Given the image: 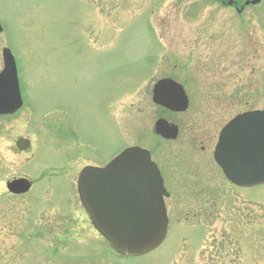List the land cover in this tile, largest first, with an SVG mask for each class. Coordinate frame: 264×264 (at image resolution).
<instances>
[{
    "label": "rangeland",
    "instance_id": "374dc122",
    "mask_svg": "<svg viewBox=\"0 0 264 264\" xmlns=\"http://www.w3.org/2000/svg\"><path fill=\"white\" fill-rule=\"evenodd\" d=\"M245 1L0 0V69L6 46L23 97L0 117V264H264V184L235 187L210 156L220 126L264 108V0ZM162 77L184 85L185 112L152 102ZM158 117L180 125L176 140L154 133ZM131 145L167 174L169 221L158 247L126 258L93 227L77 178ZM20 176L31 188L10 194Z\"/></svg>",
    "mask_w": 264,
    "mask_h": 264
},
{
    "label": "water",
    "instance_id": "95a60500",
    "mask_svg": "<svg viewBox=\"0 0 264 264\" xmlns=\"http://www.w3.org/2000/svg\"><path fill=\"white\" fill-rule=\"evenodd\" d=\"M2 62L0 115H5L18 110L22 99L15 59L8 48L2 50ZM152 101L172 111H184L188 105L183 87L171 79H161L154 85ZM154 129L167 139L176 138L178 132L175 125L163 119L155 122ZM15 144L18 150H26L29 140L21 137ZM214 159L235 185L263 184L264 109L245 111L230 119L219 133ZM78 185L81 203L93 226L119 255H142L163 241L167 225L163 196L167 192L147 150L128 147L104 168L86 166L79 174ZM6 187L11 193H24L30 182L13 179Z\"/></svg>",
    "mask_w": 264,
    "mask_h": 264
},
{
    "label": "flooded vegetation",
    "instance_id": "af4514ba",
    "mask_svg": "<svg viewBox=\"0 0 264 264\" xmlns=\"http://www.w3.org/2000/svg\"><path fill=\"white\" fill-rule=\"evenodd\" d=\"M222 1V0H221ZM232 5H234V3L232 4ZM4 47V46H3ZM2 47V48H3ZM2 48H1V50H2ZM176 80V79H175ZM189 103H190V101H189ZM189 107V106H188ZM188 109V108H187ZM186 111V110H185ZM184 111V112H185ZM171 112V111H170ZM172 113H183V112H172ZM164 118V117H163ZM175 125H177V127H178V136H179V134H180V125L179 124H176V123H174ZM222 126H220L219 127V130H220V128H221ZM218 135V134H217ZM217 135L215 136L216 138H215V141H214V144L216 143V140H217ZM195 139V138H194ZM193 139V140H194ZM208 139H210V135L206 138V139H201L200 141H199V150H200V153L203 155H205V156H207V154H208V152H210V150H208V147H209V144H210V140H208ZM205 140H207L206 141V143H205ZM169 141V140H168ZM191 142V141H190ZM191 143H193V144H196V143H194V141H192ZM214 144H213V146H212V149H211V152H210V156H211V159L213 160V147H214ZM201 159H207V157H201ZM107 161H105L102 165H100V164H98V163H95V162H92V163H88V164H86V165H92V166H97V167H102V166H104L105 165V163H106ZM213 162H214V160H213ZM215 163V162H214ZM156 164H157V167H158V169H159V172H160V175L162 176V179H163V184H164V187L166 188V190L168 191V196H166L165 198H164V202H165V206H166V199L167 198H169L170 197V192H169V189H168V186H167V181H168V176H167V174H165V172L162 170V167L156 162ZM216 165V164H215ZM217 166V165H216ZM218 167V166H217ZM220 170V169H219ZM221 171V170H220ZM222 173V172H221ZM166 212H167V206H166ZM167 215H168V212H167Z\"/></svg>",
    "mask_w": 264,
    "mask_h": 264
}]
</instances>
